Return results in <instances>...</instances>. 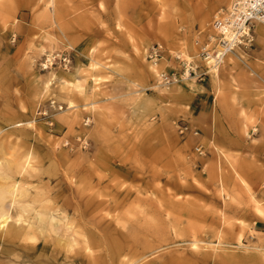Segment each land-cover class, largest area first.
<instances>
[{"label":"rangeland","instance_id":"rangeland-1","mask_svg":"<svg viewBox=\"0 0 264 264\" xmlns=\"http://www.w3.org/2000/svg\"><path fill=\"white\" fill-rule=\"evenodd\" d=\"M234 1L0 0V157L31 160L30 216L84 228L85 264H264V26L218 73L200 57ZM157 45L171 83L148 59ZM60 51L73 69L42 70ZM176 56L209 74L181 77ZM51 102L52 126L38 114ZM41 242L0 241V264H68L55 238Z\"/></svg>","mask_w":264,"mask_h":264},{"label":"bare ground","instance_id":"bare-ground-1","mask_svg":"<svg viewBox=\"0 0 264 264\" xmlns=\"http://www.w3.org/2000/svg\"><path fill=\"white\" fill-rule=\"evenodd\" d=\"M55 0H52V5ZM1 6V4H0ZM6 26L7 23H1ZM158 64H154V71L158 74ZM217 73L219 67L214 69ZM161 77V74H158ZM162 78V77H161ZM79 92L85 91V85L76 80L71 82ZM71 103L68 110L74 109ZM31 122L20 124L30 126ZM31 160L27 159L24 164H17L12 167L7 159L0 157V241L6 244L18 245L21 242L32 246L33 250L42 243L41 241L55 238L57 244L68 254L66 262H75L80 256V264H85L86 256L95 260L93 244L86 235L85 229L74 223L68 222L69 216L59 211L36 212V216H30V203L24 200L28 196L27 189L23 187L20 177L31 168ZM257 212L264 219V204L256 201ZM69 214V213H68ZM65 221H67L65 223ZM77 228L78 230H75ZM260 234L259 231H256ZM97 234V233H95ZM197 242L193 245L197 246ZM20 247H23L22 245ZM125 248H122L124 250ZM117 252L112 255L115 256Z\"/></svg>","mask_w":264,"mask_h":264},{"label":"built area","instance_id":"built-area-1","mask_svg":"<svg viewBox=\"0 0 264 264\" xmlns=\"http://www.w3.org/2000/svg\"><path fill=\"white\" fill-rule=\"evenodd\" d=\"M256 25L264 26V0H235L221 17L215 19L212 24L214 34L200 48V57L206 68L208 70L216 69L230 54L237 50L252 48L255 42ZM166 53L167 50L162 45H157L149 50L148 59L157 64ZM176 58L182 63L183 76L181 75V77L201 79L209 74V72H201L199 67L187 60H182L181 56H176ZM40 65L44 71L59 68L69 72L73 69L72 53L68 51L55 52L47 55ZM161 77L165 82L171 83L176 80L177 76L162 74ZM54 107H56V103L51 102L46 109L38 110L39 118L46 120L51 126L53 125L51 110ZM59 109L63 110L62 107ZM90 124L91 119L87 118L83 125L89 127ZM184 132L185 130L181 128V133ZM76 140L81 149H87L90 145L86 134L79 135ZM65 145L70 146L69 142H66ZM197 151L198 154H202L200 148Z\"/></svg>","mask_w":264,"mask_h":264}]
</instances>
